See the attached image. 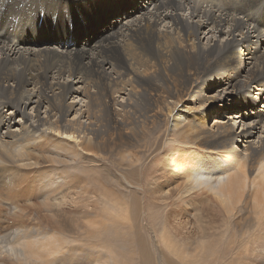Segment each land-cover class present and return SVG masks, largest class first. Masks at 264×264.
<instances>
[{
  "label": "bare ground",
  "instance_id": "6f19581e",
  "mask_svg": "<svg viewBox=\"0 0 264 264\" xmlns=\"http://www.w3.org/2000/svg\"><path fill=\"white\" fill-rule=\"evenodd\" d=\"M62 2L48 17L45 0H0V215L58 223L60 203L89 193L80 165L140 188L153 173L146 152L162 148L149 198L217 206L233 231L241 213L257 212L260 224L264 0ZM117 209L124 227L127 208ZM57 235L0 228V264L68 261ZM160 240L180 258L160 249L152 264H194L189 247ZM95 264L117 260L102 254Z\"/></svg>",
  "mask_w": 264,
  "mask_h": 264
},
{
  "label": "rangeland",
  "instance_id": "374dc122",
  "mask_svg": "<svg viewBox=\"0 0 264 264\" xmlns=\"http://www.w3.org/2000/svg\"><path fill=\"white\" fill-rule=\"evenodd\" d=\"M42 7L39 9H36V7L31 8L35 11L34 13L38 14ZM29 10L30 8L26 6L25 12L27 13ZM40 14H43V12ZM54 43L57 45L56 41ZM64 46H67L66 43ZM231 115H233L232 112ZM235 125V129L240 130V124ZM157 145H160V142ZM161 149L160 151L150 150L146 152V160L142 162L145 168L144 171L149 170L148 172L153 173L143 180L140 188L131 185L132 188H128L129 191L125 190L118 187L116 181L111 180L112 174L101 173L98 169L90 170L80 165L78 170L75 171L79 172L78 175L81 177L87 178L82 189H87L89 193L81 195L80 203L77 202L78 205L60 203L64 207L62 209L65 213L63 220L60 218V220L57 219L58 223H51L48 221L50 220L48 217H42L38 220H23L14 218L11 215H0V228H9L10 231L27 229L33 234L57 232V238L63 244L60 256L71 255V258L66 262L61 261L56 264H95L96 258L108 253L116 258L117 264H152L154 259L158 261L159 258H156L157 254H160V249L164 255L166 254L168 257L174 255V258L176 257L175 259L178 260L180 258L177 257L178 253L176 252L177 256L173 253L171 255V252L165 248L163 241L160 240L162 237L173 241V244L177 245V249L182 246L189 247L191 250L188 256L194 264H220L221 262L222 264H264V220H261L260 224L258 223L260 218L257 216V212L236 215L235 218H243L241 222L243 225L233 231L229 230L227 226L228 217L226 213L217 206L207 204L208 207H205L199 200L191 201L189 204L182 202L173 205L165 204L164 201L153 199L156 194L151 195V198H149L147 191L152 186L149 187V184L155 179V177H151L154 174L153 169L159 166L162 160L161 153L167 151L165 149L163 152ZM117 160L115 159V161ZM79 169L83 171L81 172ZM86 174L87 177H84ZM105 176H108L109 179H107L108 177L105 179ZM105 180L107 181L105 182ZM166 181L165 187L163 186L164 190L167 186L166 189H173V186H170V183ZM96 187H101L103 190L99 188V191H97ZM90 189H93L91 191L94 194ZM72 192L77 193V191ZM109 195L110 197H107ZM111 197L115 199L113 200ZM106 199L109 200L107 201L110 204L106 203ZM127 201H129L128 204H126ZM106 205L108 206L106 207ZM118 207L120 209L127 208L129 214L128 219L126 218L124 221V227L115 225L116 220L120 222L119 219H116L118 217L116 215ZM105 208H108L113 214V217H110L109 220L105 219L106 212H108ZM94 220L95 223L98 222L95 228L87 230L86 224ZM19 225L21 226L19 227ZM97 231L99 235L95 236ZM207 231L209 232L207 233ZM220 238L222 241H219ZM218 242H220L219 246ZM98 251L99 254L96 255ZM181 262L176 264H186Z\"/></svg>",
  "mask_w": 264,
  "mask_h": 264
},
{
  "label": "snow or ice",
  "instance_id": "6c2138e0",
  "mask_svg": "<svg viewBox=\"0 0 264 264\" xmlns=\"http://www.w3.org/2000/svg\"><path fill=\"white\" fill-rule=\"evenodd\" d=\"M62 8L63 7V2L62 0H45L44 3V10H45V15L50 17L51 14L58 8ZM228 122V121H225ZM69 139H71L69 137Z\"/></svg>",
  "mask_w": 264,
  "mask_h": 264
},
{
  "label": "clouds",
  "instance_id": "9594fccd",
  "mask_svg": "<svg viewBox=\"0 0 264 264\" xmlns=\"http://www.w3.org/2000/svg\"><path fill=\"white\" fill-rule=\"evenodd\" d=\"M68 43H69V41H68Z\"/></svg>",
  "mask_w": 264,
  "mask_h": 264
}]
</instances>
